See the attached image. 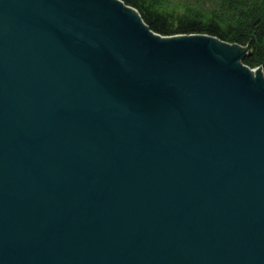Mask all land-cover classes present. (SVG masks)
<instances>
[{"label":"water","instance_id":"1","mask_svg":"<svg viewBox=\"0 0 264 264\" xmlns=\"http://www.w3.org/2000/svg\"><path fill=\"white\" fill-rule=\"evenodd\" d=\"M246 51L121 0H0V264H264Z\"/></svg>","mask_w":264,"mask_h":264},{"label":"trees","instance_id":"2","mask_svg":"<svg viewBox=\"0 0 264 264\" xmlns=\"http://www.w3.org/2000/svg\"><path fill=\"white\" fill-rule=\"evenodd\" d=\"M159 35L201 33L247 47L242 63L264 74V0H121Z\"/></svg>","mask_w":264,"mask_h":264},{"label":"bare ground","instance_id":"3","mask_svg":"<svg viewBox=\"0 0 264 264\" xmlns=\"http://www.w3.org/2000/svg\"><path fill=\"white\" fill-rule=\"evenodd\" d=\"M228 45H229V44H228ZM229 46H232V45H229ZM255 70H256V69L251 70L252 73H253V74H252V77H253V78H255Z\"/></svg>","mask_w":264,"mask_h":264}]
</instances>
